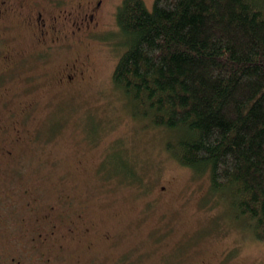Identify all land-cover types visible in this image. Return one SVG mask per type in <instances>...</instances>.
I'll return each mask as SVG.
<instances>
[{
	"label": "rangeland",
	"instance_id": "rangeland-1",
	"mask_svg": "<svg viewBox=\"0 0 264 264\" xmlns=\"http://www.w3.org/2000/svg\"><path fill=\"white\" fill-rule=\"evenodd\" d=\"M121 1L104 4L85 78H57L86 50L79 45L11 68L0 59V127L20 134L0 135V264H264V242L231 216L207 175L164 148L171 132L133 119L113 87ZM122 162L137 165L146 187L106 177L120 179ZM44 214L54 234L41 255L22 225Z\"/></svg>",
	"mask_w": 264,
	"mask_h": 264
},
{
	"label": "trees",
	"instance_id": "trees-1",
	"mask_svg": "<svg viewBox=\"0 0 264 264\" xmlns=\"http://www.w3.org/2000/svg\"><path fill=\"white\" fill-rule=\"evenodd\" d=\"M115 20L129 114L171 132L164 148L264 242V0H122ZM121 173L106 177L146 187L137 165Z\"/></svg>",
	"mask_w": 264,
	"mask_h": 264
},
{
	"label": "flooded vegetation",
	"instance_id": "flooded-vegetation-1",
	"mask_svg": "<svg viewBox=\"0 0 264 264\" xmlns=\"http://www.w3.org/2000/svg\"><path fill=\"white\" fill-rule=\"evenodd\" d=\"M107 1L111 0H0V59L6 64L5 67L11 68L33 56V53L41 59L43 53H56L53 50H61L62 53L66 48L79 45L86 48L82 52L85 56H71L61 66L57 78L69 81L85 78L89 65L87 49L90 40L98 37L104 29L101 16ZM21 40L33 45L17 49L15 44ZM0 135L12 141H20V134L13 133L11 136L4 126L0 127ZM2 148L4 154L11 152L4 145ZM45 220L47 224L51 222L48 214L35 217L22 225L25 231L23 239L28 240L30 247L33 245L37 249L41 243L48 242L47 238H52V224H48L50 230L44 235L40 230L41 222Z\"/></svg>",
	"mask_w": 264,
	"mask_h": 264
},
{
	"label": "bare ground",
	"instance_id": "bare-ground-1",
	"mask_svg": "<svg viewBox=\"0 0 264 264\" xmlns=\"http://www.w3.org/2000/svg\"><path fill=\"white\" fill-rule=\"evenodd\" d=\"M230 203V202H229ZM225 255V254H224ZM222 259V258H221Z\"/></svg>",
	"mask_w": 264,
	"mask_h": 264
}]
</instances>
